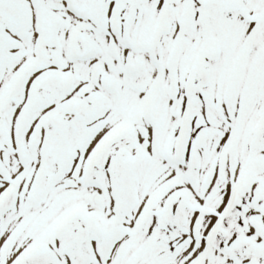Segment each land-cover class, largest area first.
Masks as SVG:
<instances>
[{"label":"snow or ice","instance_id":"6c2138e0","mask_svg":"<svg viewBox=\"0 0 264 264\" xmlns=\"http://www.w3.org/2000/svg\"><path fill=\"white\" fill-rule=\"evenodd\" d=\"M0 264H264V0H0Z\"/></svg>","mask_w":264,"mask_h":264}]
</instances>
